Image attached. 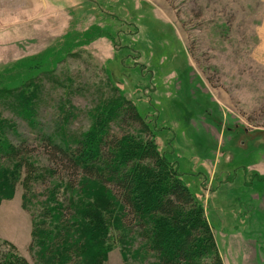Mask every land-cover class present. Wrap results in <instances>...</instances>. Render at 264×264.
<instances>
[{
  "label": "rangeland",
  "instance_id": "obj_1",
  "mask_svg": "<svg viewBox=\"0 0 264 264\" xmlns=\"http://www.w3.org/2000/svg\"><path fill=\"white\" fill-rule=\"evenodd\" d=\"M84 33L93 38L65 46ZM54 51L48 72L57 78L43 83L38 125L32 128L3 104L0 116L38 147L35 133L55 126L63 85L72 80L75 117L68 130L85 129L100 72L110 73L204 207L219 257L201 264H264V243H241L233 228L248 209L246 196L255 193L262 214L253 230H264L258 176L264 173V0H0V76L21 71L17 87L34 72L18 65ZM28 159L38 172L49 166L41 152ZM56 180L32 181L31 191L18 186L12 197L0 199V259L15 251L29 264H42L33 233L38 221L39 233L50 226L43 213L53 216L65 203L64 185ZM79 192L73 196L94 194L108 207L107 264H154L137 233L123 245L129 231L120 225V208L96 182Z\"/></svg>",
  "mask_w": 264,
  "mask_h": 264
},
{
  "label": "trees",
  "instance_id": "obj_2",
  "mask_svg": "<svg viewBox=\"0 0 264 264\" xmlns=\"http://www.w3.org/2000/svg\"><path fill=\"white\" fill-rule=\"evenodd\" d=\"M92 38L90 33L70 37L65 46ZM55 51L18 65L17 70H27L28 75L34 72L21 77L17 87L19 83L13 82L22 76L21 71L0 76V104L32 128L38 125L36 106L41 102L43 83L48 77L57 78L48 72L51 58L58 54ZM100 76L99 96L86 111L90 121L85 129L68 130V122L75 117L69 100L72 80L63 85L66 92L53 120L55 126L48 130L42 126L35 133L38 147L19 134L15 122L0 116V199L12 197L18 186L31 191L32 181L48 177L64 185L65 203L57 204L53 216L43 213L51 220L50 226L43 233L36 230L39 221L34 227L32 247L41 249L38 258L42 264H107L104 213L108 207L94 194L85 199L73 196L85 183L96 182L120 208V225L129 231L123 245L128 246V238L137 233L147 255L155 258L154 264H201L207 258L218 259L203 205L176 165L159 151L153 130L134 103L114 84L110 73L102 71ZM36 152L49 162L39 172L28 163ZM40 234L46 235L40 238ZM0 264L29 262L10 251Z\"/></svg>",
  "mask_w": 264,
  "mask_h": 264
},
{
  "label": "crops",
  "instance_id": "obj_3",
  "mask_svg": "<svg viewBox=\"0 0 264 264\" xmlns=\"http://www.w3.org/2000/svg\"><path fill=\"white\" fill-rule=\"evenodd\" d=\"M52 11H55V10L52 9ZM258 176H260L261 178L263 177L260 182V188L262 192H264V185L262 183L263 182L262 180H264V173H258ZM246 197L248 198V201H249V203L246 204L248 209L244 212V216L241 215L240 220L237 221V224H240V225L236 227L233 226V228L237 230L238 233L236 234L241 237L239 242L249 244L250 242L258 241V243L262 244V242L264 243V230L263 231L253 230L259 227L260 223L258 219H259V216L262 214V209L257 204L258 196L255 195L254 193L250 196L248 194ZM236 207L240 209L239 210L234 209V210L239 212L241 210V207L240 206H236ZM235 218H239V217H235ZM256 221H258L257 224H254V222ZM243 247H244L243 251H245V246ZM236 250L237 249L233 246L231 247L230 251L233 254Z\"/></svg>",
  "mask_w": 264,
  "mask_h": 264
}]
</instances>
